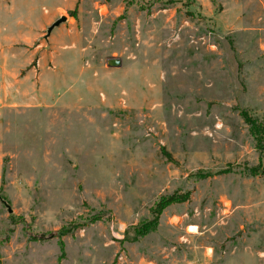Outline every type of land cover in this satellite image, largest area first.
<instances>
[{
  "label": "rangeland",
  "instance_id": "obj_1",
  "mask_svg": "<svg viewBox=\"0 0 264 264\" xmlns=\"http://www.w3.org/2000/svg\"><path fill=\"white\" fill-rule=\"evenodd\" d=\"M0 27V264H264V0H0Z\"/></svg>",
  "mask_w": 264,
  "mask_h": 264
},
{
  "label": "crops",
  "instance_id": "obj_2",
  "mask_svg": "<svg viewBox=\"0 0 264 264\" xmlns=\"http://www.w3.org/2000/svg\"><path fill=\"white\" fill-rule=\"evenodd\" d=\"M20 24V23H18ZM24 24V27H27L26 25H29L30 27L28 29H25L24 32H30L32 33L33 30V25H30L28 22L27 23H22ZM23 27V28H24ZM53 30V29H52ZM51 30V31H52ZM51 33V32H50ZM25 35V33H24ZM50 35V34H49ZM6 37L4 34H2V27H0V54H1V59L4 60V64L1 68H0V76H1V81H3V90H8V89H13V87L16 89L17 93H18V88L20 86V84L23 82V80H21L19 78L18 75V70L21 64H19V55L18 52L13 49L11 46L12 44V40L16 39H12L9 42H5ZM18 38V37H17ZM5 51V52H4ZM34 58H31L30 56L27 59V62H31L33 61ZM14 77L13 80L12 78L10 79V77ZM36 97L35 93L31 94L30 99L31 101L34 100V98Z\"/></svg>",
  "mask_w": 264,
  "mask_h": 264
},
{
  "label": "water",
  "instance_id": "obj_3",
  "mask_svg": "<svg viewBox=\"0 0 264 264\" xmlns=\"http://www.w3.org/2000/svg\"><path fill=\"white\" fill-rule=\"evenodd\" d=\"M67 20V17L65 15H60L57 18H55L50 24H48L45 28L44 34H43V39L47 40L51 30L55 27H57L59 24H61L62 22H65ZM121 63L120 58L118 57H108L105 60V64L109 67H118ZM2 203L6 206L8 212H10V208L8 206V204L2 200Z\"/></svg>",
  "mask_w": 264,
  "mask_h": 264
},
{
  "label": "trees",
  "instance_id": "obj_4",
  "mask_svg": "<svg viewBox=\"0 0 264 264\" xmlns=\"http://www.w3.org/2000/svg\"><path fill=\"white\" fill-rule=\"evenodd\" d=\"M71 16H73V13H70ZM242 113V117L243 119H245L246 121H249V116H247V114L245 112H241ZM249 169H252L251 171L253 173H256L257 171L254 170L255 168H249ZM184 195L183 194H176V193H171V194H168L167 196L165 197H162L160 198L156 203H155V207L153 209L155 215L157 216L160 211L163 209V207H165L166 205L174 202V201H178V200H181V199H184Z\"/></svg>",
  "mask_w": 264,
  "mask_h": 264
}]
</instances>
